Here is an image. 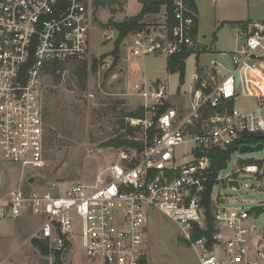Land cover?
I'll list each match as a JSON object with an SVG mask.
<instances>
[{
  "label": "built area",
  "instance_id": "1",
  "mask_svg": "<svg viewBox=\"0 0 264 264\" xmlns=\"http://www.w3.org/2000/svg\"><path fill=\"white\" fill-rule=\"evenodd\" d=\"M86 1L0 0V219L41 218L26 242L39 239L64 249L65 264H151L148 221L158 211L177 226L199 264H264V227L255 225L264 206H257L261 212L228 207L216 192L219 172L210 213L204 204L216 152L248 144L241 142L244 135H264V21L230 25L235 47L218 51L219 60L208 57L201 41L200 0H173L172 13L163 5L161 23L131 35L130 54L196 55L184 104L170 102L165 80L135 83L143 116L126 117L134 128L128 137L143 149L117 148L118 157L95 185L37 182L49 163L46 77L88 60L93 11ZM201 55L209 58L204 66ZM241 95L256 99L258 107L239 109ZM207 105L219 112L203 120ZM12 168L20 171L16 187L10 184ZM240 170L256 174L259 166ZM77 243L84 261L76 260Z\"/></svg>",
  "mask_w": 264,
  "mask_h": 264
},
{
  "label": "rangeland",
  "instance_id": "2",
  "mask_svg": "<svg viewBox=\"0 0 264 264\" xmlns=\"http://www.w3.org/2000/svg\"><path fill=\"white\" fill-rule=\"evenodd\" d=\"M86 2L93 11L88 69H91L94 59L106 58L96 73H89L85 87L79 82L76 66L61 72L58 81L51 75L46 77L44 105L49 135V163L42 172L44 177L37 179L41 184L60 181L65 184L95 185L97 176L106 172L118 157L117 147L107 145L108 141L126 131L118 128V122L124 119L134 132V128L127 123L126 117L129 116L126 113L135 112L141 107V98L133 94L135 83H143L145 79L147 82L165 80L170 102L181 106L184 104L182 98L191 89L196 55L186 59L182 78L181 72L168 71L166 56H131V35L134 32L124 40L119 60L106 76L109 67L104 68L103 65L105 61L110 65L114 62L112 51L116 30L104 25L110 18L123 21L126 18H123L124 15L137 14L141 4L139 0H128L125 14H120L121 11L113 14L108 6L95 9L93 0ZM198 4L200 37L205 52H211L209 58L221 60L213 50L230 52L234 49V28L230 25L237 21H264V0H224L217 5L200 0ZM160 13L147 19L151 26L162 22L164 15ZM208 57L200 56V66L207 64ZM226 63L230 64L229 58ZM236 106L249 111L256 109L258 102L241 95ZM260 113L264 118V107ZM248 159L259 162V173L236 172L237 168L246 166L240 160ZM11 172L10 184L16 187L22 182L20 171L12 168ZM219 176L223 179L217 184L216 192L228 201V207L254 209L259 205L264 206V149L244 154L239 151L233 153ZM233 178L237 182L231 183ZM40 224L41 218L38 216L0 219V260L7 258L8 264H53L51 256L43 255L33 242H26ZM255 225L264 227V214L255 220ZM77 244L76 260L84 261L85 255L79 248L80 243ZM148 245L151 264H199L194 250L179 239L177 226L158 211H154L148 221Z\"/></svg>",
  "mask_w": 264,
  "mask_h": 264
},
{
  "label": "trees",
  "instance_id": "3",
  "mask_svg": "<svg viewBox=\"0 0 264 264\" xmlns=\"http://www.w3.org/2000/svg\"><path fill=\"white\" fill-rule=\"evenodd\" d=\"M95 9L98 7H109L110 11L114 13H118L120 11H123L124 5L127 0H93ZM142 2V9L140 13L134 16L126 17L123 21H114L113 18H110V20L105 24L104 26H111L116 30L117 36L114 42V49L112 51V55L115 57L113 64L109 67L106 76L112 71V69L115 68L119 57L121 53V46L124 42V40L129 36V34L143 30L147 26L150 25V23L147 21L148 18L151 16L153 17L155 14H159L162 10V6L166 5L167 9L170 13H172V5L173 0H141ZM114 5H117L118 7H115ZM173 15H169V24H173ZM199 24V21L197 20V25ZM189 55H174L168 59V65L167 69L171 73L175 72H181L182 78L184 75L185 70V59L188 58ZM106 57L103 56L100 59H94L91 69H88V61H83L79 63L76 66L75 72L78 76L79 82L81 83L82 87H85L87 84L88 76L90 72L96 73L99 69L100 64H102L103 60ZM52 76L56 81L60 79V73L56 72L54 69L52 71ZM263 83V81H262ZM219 112L218 109H215L211 107L210 105H207L203 111H202V119H207L211 114ZM126 116L131 117H137V116H143V108L140 107L135 112L126 113ZM120 129H126L124 134L119 135L110 141L107 142V145H113L117 148L126 146L131 148H137L139 150L143 149V144L139 141H135L130 139L128 136L133 134L128 125L126 124L124 119H121V121L118 122ZM241 142L248 143V144H257L259 142L264 143V135L259 134H251V135H244ZM239 149V143L232 145L226 149H220L216 152L214 155V164L213 169L214 173L212 175V179L210 183L208 184V191L206 198L204 200V204L207 208V212L210 213V207H211V190L212 185L215 182V178L221 170L225 169L228 165V161L231 159V156L233 153L237 152ZM240 163L243 165H258V161H251V160H240ZM259 167L261 165H258ZM258 212H261L263 209L262 207H256L255 208ZM195 236H198L197 234ZM186 243V242H185ZM33 244L40 250V252L45 256H51L53 258V264H65L66 257H67V251L63 250H55L51 249L48 245V243L39 240L34 239ZM188 244V243H186Z\"/></svg>",
  "mask_w": 264,
  "mask_h": 264
},
{
  "label": "water",
  "instance_id": "4",
  "mask_svg": "<svg viewBox=\"0 0 264 264\" xmlns=\"http://www.w3.org/2000/svg\"><path fill=\"white\" fill-rule=\"evenodd\" d=\"M114 35L117 36V32H114ZM264 149V143H257L256 145H251V144H242L239 147V152L244 154V153H250V152H256ZM35 178L32 177L30 179V182H34Z\"/></svg>",
  "mask_w": 264,
  "mask_h": 264
},
{
  "label": "crops",
  "instance_id": "5",
  "mask_svg": "<svg viewBox=\"0 0 264 264\" xmlns=\"http://www.w3.org/2000/svg\"><path fill=\"white\" fill-rule=\"evenodd\" d=\"M140 1V4H141V9H142V2H141V0H139ZM127 7H128V0L126 1V3H125V5H124V9H123V11H121L120 12V14H125V11H126V9H127ZM141 9H140V11H141ZM140 11L138 12V13H140ZM137 13V14H138ZM137 14H134V15H137ZM134 15H124V17L123 18H125V17H130V16H134ZM199 28H200V17H199ZM214 52H218V51H215V50H213ZM144 74V76H145V73H143ZM158 80V79H157ZM156 81V80H155ZM154 82V81H153ZM264 90V89H263Z\"/></svg>",
  "mask_w": 264,
  "mask_h": 264
}]
</instances>
